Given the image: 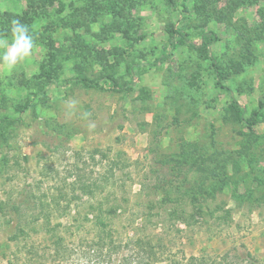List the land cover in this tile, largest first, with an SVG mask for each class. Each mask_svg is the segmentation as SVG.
<instances>
[{
	"label": "rangeland",
	"instance_id": "obj_1",
	"mask_svg": "<svg viewBox=\"0 0 264 264\" xmlns=\"http://www.w3.org/2000/svg\"><path fill=\"white\" fill-rule=\"evenodd\" d=\"M13 20L0 264H264V0H0Z\"/></svg>",
	"mask_w": 264,
	"mask_h": 264
},
{
	"label": "clouds",
	"instance_id": "obj_2",
	"mask_svg": "<svg viewBox=\"0 0 264 264\" xmlns=\"http://www.w3.org/2000/svg\"><path fill=\"white\" fill-rule=\"evenodd\" d=\"M12 40L0 38V66L8 73L21 62L29 59L35 47L33 35L28 26L19 20H13L11 26Z\"/></svg>",
	"mask_w": 264,
	"mask_h": 264
},
{
	"label": "trees",
	"instance_id": "obj_3",
	"mask_svg": "<svg viewBox=\"0 0 264 264\" xmlns=\"http://www.w3.org/2000/svg\"><path fill=\"white\" fill-rule=\"evenodd\" d=\"M169 2H171L172 0H168ZM82 83H84L87 86H92V85H97L96 81H93L92 79H88V78H80L79 79Z\"/></svg>",
	"mask_w": 264,
	"mask_h": 264
}]
</instances>
